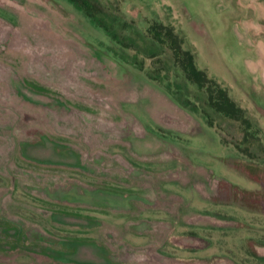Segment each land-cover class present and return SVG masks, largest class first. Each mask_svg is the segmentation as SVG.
Here are the masks:
<instances>
[{
	"label": "rangeland",
	"instance_id": "374dc122",
	"mask_svg": "<svg viewBox=\"0 0 264 264\" xmlns=\"http://www.w3.org/2000/svg\"><path fill=\"white\" fill-rule=\"evenodd\" d=\"M91 2L0 0V264H264V0Z\"/></svg>",
	"mask_w": 264,
	"mask_h": 264
},
{
	"label": "trees",
	"instance_id": "16d2710c",
	"mask_svg": "<svg viewBox=\"0 0 264 264\" xmlns=\"http://www.w3.org/2000/svg\"><path fill=\"white\" fill-rule=\"evenodd\" d=\"M77 8L82 10L86 16L91 18L98 26L110 32L111 25L109 21L112 19L108 14L104 13L101 7L91 0H69ZM153 40L159 44L169 42L172 50V61L175 67L179 68L184 81L193 85L204 97L203 105L218 115L221 119L238 124L241 130V142L248 141L247 131L250 129V122L244 117V113L227 95L226 91L220 87L214 80L209 79L207 75L196 67L193 55L181 48V42L170 28L163 25H156L149 30ZM244 126V127H243ZM228 140L239 148L241 142L238 137L231 135L227 131ZM234 136V137H233ZM238 138V139H237Z\"/></svg>",
	"mask_w": 264,
	"mask_h": 264
},
{
	"label": "flooded vegetation",
	"instance_id": "af4514ba",
	"mask_svg": "<svg viewBox=\"0 0 264 264\" xmlns=\"http://www.w3.org/2000/svg\"><path fill=\"white\" fill-rule=\"evenodd\" d=\"M15 168L18 170H24V169H21L20 167H18V165H16ZM16 231L22 233V228H20V229L17 228ZM21 236L23 238V235H21ZM17 238L20 239L19 237H17ZM17 245H18V243H17Z\"/></svg>",
	"mask_w": 264,
	"mask_h": 264
}]
</instances>
